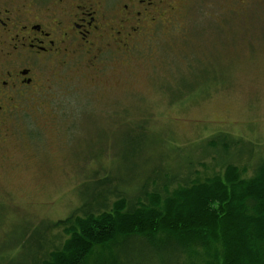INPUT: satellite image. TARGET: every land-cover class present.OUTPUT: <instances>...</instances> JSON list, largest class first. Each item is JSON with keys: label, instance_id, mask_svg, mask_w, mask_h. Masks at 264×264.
<instances>
[{"label": "rangeland", "instance_id": "374dc122", "mask_svg": "<svg viewBox=\"0 0 264 264\" xmlns=\"http://www.w3.org/2000/svg\"><path fill=\"white\" fill-rule=\"evenodd\" d=\"M175 5L170 24L134 53L52 63L16 105L0 150V264H40L67 238L63 228L48 238L49 222L114 188L132 199L152 174L192 169L202 181L225 160L251 176L264 158V0ZM216 135L235 143L230 153L208 144ZM180 262L134 241L98 246L88 260Z\"/></svg>", "mask_w": 264, "mask_h": 264}, {"label": "trees", "instance_id": "16d2710c", "mask_svg": "<svg viewBox=\"0 0 264 264\" xmlns=\"http://www.w3.org/2000/svg\"><path fill=\"white\" fill-rule=\"evenodd\" d=\"M208 144L226 154L235 145L217 135ZM227 162L202 181L193 179L196 170L184 177L162 170L132 199L114 188L82 203L69 218L49 222L48 238L55 228L67 238L40 264H88L96 247L133 241L178 254L180 264H264V158L251 176L248 168Z\"/></svg>", "mask_w": 264, "mask_h": 264}, {"label": "flooded vegetation", "instance_id": "af4514ba", "mask_svg": "<svg viewBox=\"0 0 264 264\" xmlns=\"http://www.w3.org/2000/svg\"><path fill=\"white\" fill-rule=\"evenodd\" d=\"M175 11V0H0V150L4 124L40 90L46 66L106 50L132 54Z\"/></svg>", "mask_w": 264, "mask_h": 264}]
</instances>
